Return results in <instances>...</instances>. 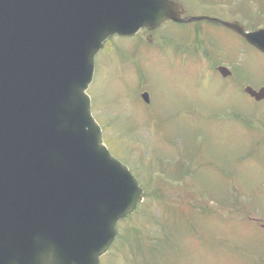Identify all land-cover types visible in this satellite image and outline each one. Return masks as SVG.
Segmentation results:
<instances>
[{
    "label": "rangeland",
    "instance_id": "obj_1",
    "mask_svg": "<svg viewBox=\"0 0 264 264\" xmlns=\"http://www.w3.org/2000/svg\"><path fill=\"white\" fill-rule=\"evenodd\" d=\"M182 1L192 14L231 19L242 16L235 9L242 2L257 0ZM167 27L153 38L144 31L115 37L96 60L94 115L145 193L101 263L264 264V229L255 225L264 223V103L243 93L262 85L264 56L235 40V62L223 58L226 50L205 61L197 25ZM200 28L210 49L235 39L218 25ZM217 65L231 77L215 72Z\"/></svg>",
    "mask_w": 264,
    "mask_h": 264
},
{
    "label": "water",
    "instance_id": "obj_2",
    "mask_svg": "<svg viewBox=\"0 0 264 264\" xmlns=\"http://www.w3.org/2000/svg\"><path fill=\"white\" fill-rule=\"evenodd\" d=\"M185 13L173 0H0V264H38L51 246L57 264H99L143 199L87 93L110 36L209 20L264 51V29Z\"/></svg>",
    "mask_w": 264,
    "mask_h": 264
},
{
    "label": "flooded vegetation",
    "instance_id": "obj_3",
    "mask_svg": "<svg viewBox=\"0 0 264 264\" xmlns=\"http://www.w3.org/2000/svg\"><path fill=\"white\" fill-rule=\"evenodd\" d=\"M254 6H247L242 8L240 11L242 13V16L239 17H233L231 20H238L241 24H243L248 31H253L257 29L264 28V0H257L254 1ZM236 9V8H235ZM234 34V41H230L227 45H224L227 53H228V63L233 62L235 60V54H236V49H234V43L237 38L241 41V43H244V45L259 53L260 55L264 56V53L259 51L257 48H255L253 45H250L247 43L245 40H243L238 34L232 32ZM253 83V82H252ZM262 83L261 86H254L252 85L255 89H260L261 87L264 86V81L260 82ZM248 95V94H247ZM249 96V95H248ZM250 98L254 99L253 97L249 96ZM264 103V99L261 101Z\"/></svg>",
    "mask_w": 264,
    "mask_h": 264
},
{
    "label": "clouds",
    "instance_id": "obj_4",
    "mask_svg": "<svg viewBox=\"0 0 264 264\" xmlns=\"http://www.w3.org/2000/svg\"><path fill=\"white\" fill-rule=\"evenodd\" d=\"M59 257L55 246H51L40 254L38 264H57Z\"/></svg>",
    "mask_w": 264,
    "mask_h": 264
}]
</instances>
